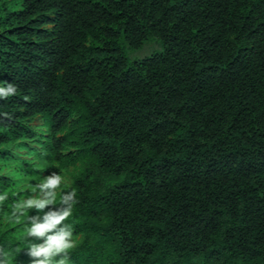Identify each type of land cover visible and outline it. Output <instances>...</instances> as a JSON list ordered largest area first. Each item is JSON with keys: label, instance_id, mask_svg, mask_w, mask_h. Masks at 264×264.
I'll list each match as a JSON object with an SVG mask.
<instances>
[{"label": "trees", "instance_id": "trees-1", "mask_svg": "<svg viewBox=\"0 0 264 264\" xmlns=\"http://www.w3.org/2000/svg\"><path fill=\"white\" fill-rule=\"evenodd\" d=\"M9 82L8 264H30L14 206L52 171L71 264H264V0H0Z\"/></svg>", "mask_w": 264, "mask_h": 264}, {"label": "clouds", "instance_id": "clouds-1", "mask_svg": "<svg viewBox=\"0 0 264 264\" xmlns=\"http://www.w3.org/2000/svg\"><path fill=\"white\" fill-rule=\"evenodd\" d=\"M17 86L0 84V100L14 96ZM67 180L57 171L41 178L33 191L21 199L13 214L28 215L24 224L30 264H71L69 252L78 244L73 225L66 223L73 215L76 192H58ZM59 198V199H58ZM0 264H8V255L0 250Z\"/></svg>", "mask_w": 264, "mask_h": 264}, {"label": "rangeland", "instance_id": "rangeland-1", "mask_svg": "<svg viewBox=\"0 0 264 264\" xmlns=\"http://www.w3.org/2000/svg\"><path fill=\"white\" fill-rule=\"evenodd\" d=\"M159 49V42L157 39L149 40L146 45L139 50H128V56L131 60H139L149 56Z\"/></svg>", "mask_w": 264, "mask_h": 264}]
</instances>
